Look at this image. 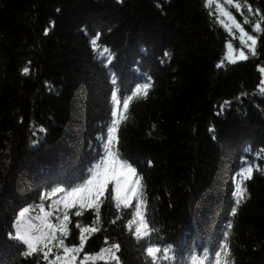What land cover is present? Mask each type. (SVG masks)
I'll list each match as a JSON object with an SVG mask.
<instances>
[{"label":"trees","instance_id":"obj_1","mask_svg":"<svg viewBox=\"0 0 264 264\" xmlns=\"http://www.w3.org/2000/svg\"><path fill=\"white\" fill-rule=\"evenodd\" d=\"M234 3L240 11L227 0H0V264H47L8 234L25 207L28 234L44 219L41 203L53 212L47 220L58 223L57 209L62 219L63 202L52 201L64 193L43 201L41 195L86 183L113 119H119L114 167L127 161L136 169L132 204L153 230L149 242L172 249V259L160 264H215L225 231L229 264H264V23L255 33V55L235 27L252 34L244 20L259 17L247 6L264 16V0ZM240 50L248 59H236ZM137 86L127 110L121 105L112 117L111 93L126 98ZM247 164L261 170L234 181ZM237 183L246 189L238 206ZM114 186L110 181L101 198L99 220L95 209L79 217L68 210L66 245L79 246L77 222L99 229L85 233L73 264L85 255L84 264H117L112 253L119 264H148L145 242L134 235L140 217L115 199ZM101 249L103 260L96 258ZM55 254L53 248L49 258Z\"/></svg>","mask_w":264,"mask_h":264},{"label":"snow or ice","instance_id":"obj_2","mask_svg":"<svg viewBox=\"0 0 264 264\" xmlns=\"http://www.w3.org/2000/svg\"><path fill=\"white\" fill-rule=\"evenodd\" d=\"M228 4H232L238 11L241 10V5L239 3H234V0H227ZM247 11L252 14L253 17H259V19L255 21L249 20L247 17L244 20L245 24L252 23V34L245 32L244 28L240 26L239 23L235 24V27L241 33L239 39L242 42L244 48L252 54H256L255 46L257 44V38L255 33L261 30V23H264V16L261 15L259 10H253L251 6H247ZM228 15V13H225ZM234 20V18H233ZM48 34V29H45V35ZM246 37V40H245ZM99 39V33H97L96 37H94L90 43L95 51L98 47L97 41ZM250 42V43H248ZM231 43L228 44V48L231 49ZM104 51H108L104 49ZM167 55V53H165ZM226 59H228L226 57ZM236 59L246 60L248 56L245 54L244 50L239 51V55ZM230 62H235V60H230ZM30 63V62H29ZM107 63H111V58L107 60ZM224 66V60H222L217 67ZM264 72V68L261 69ZM29 72V68L25 67L22 69V74L26 75ZM113 84L116 83L115 80L112 81ZM261 84H264V80L261 81ZM144 95H147V89L151 87L150 83H145L143 86ZM141 87L137 86L135 92L132 95L127 96L126 98L121 95V97L117 98L116 91L111 93L112 100L115 101L116 108H113L110 111V115L112 117H117L118 108L122 105L124 110H127L129 106V102L132 97L140 93ZM223 109V106H221ZM120 119H123L121 116ZM119 124V119H113L110 121V125L107 126V132L103 139H106L107 143L102 145L104 149V153L101 155L100 163L95 165L94 168H89L88 170V178L86 183L79 187H71L70 191H65L64 188L57 187L52 192L48 194H42L41 200H51V197L56 195V193H64L59 199L52 201V204L59 205L63 202L64 211L62 214V219L59 214V209H57L56 220L58 223L53 224L51 221L47 220V217L53 215L52 211L45 212L44 204L41 203L37 205L40 212L44 213V219L40 225H32V228L35 230V234H28L23 231L24 225L21 223V219L25 217V214L29 212V208L25 207L18 213V218L15 221L14 227L16 228V232L13 235L9 233L8 236L10 239L14 241H18L23 245L27 246L26 255L31 256L33 253H42L43 260L47 261V264H57V262L65 261L67 264H73L77 260V254L83 251L85 242L87 237L85 233H93L99 231L96 227H81L80 223L77 222L75 227L79 229V246H68L65 244V240L70 235V229L68 224L70 221L69 209H77L73 215L79 217L83 215V210L85 209H95L96 210V219L99 220V205L102 202L101 198L104 197L105 192L108 191V185L110 181H115L114 192L115 199L120 202L122 200L125 207L135 208V215L140 217L141 223L138 227H136L134 235L140 241L145 242V253L146 256L150 258L148 264H160L161 261H168L172 259L170 253L172 252L171 247H158L153 243H150L152 229L149 227L147 220L141 216L139 207L132 204V199L136 195L137 188L131 185H139L140 178L137 177L136 169L132 167L131 164L127 163V161H123L120 163L119 169L114 167L118 161L114 159V156L118 154H114L111 151V145L113 140H117L118 138L114 136L116 133ZM209 131H214L213 129H209ZM215 138V137H213ZM260 171L259 166L247 164L244 168L240 170L237 174L233 176V180L235 181L238 177L240 179H251L253 175V171ZM131 177H137L134 181H130ZM123 179V184L121 180ZM246 192L245 188L241 187V184L237 183L233 195L237 197L234 203L235 205H239L241 201L245 198L244 193ZM125 193H130V195H126ZM110 194V193H109ZM52 204H49V208L51 209ZM119 207V203L117 205ZM35 211V209H33ZM236 208L233 207L232 213L235 214ZM34 219L41 220L40 216H35ZM31 222V221H29ZM115 223V221H113ZM132 221L129 222V230L131 231ZM228 228H231V223L228 224ZM143 229V230H142ZM59 233V235H57ZM227 231L224 233V241L217 246V249L212 254V258L215 260V264H221V256L223 254V264H229L230 250L227 247ZM107 243V241H106ZM49 245H52L51 247ZM53 248L57 249V254L54 255L52 259H50V254L53 253ZM63 250V254H59V250ZM111 249H115L116 252L120 250V245L113 243L111 245ZM111 249H107V251H111ZM106 249H101L100 253L96 254V258L101 260L104 259L103 253ZM89 256L85 255L83 259L80 260V264H84V261L88 260ZM111 259L117 261L119 264V258L112 253ZM207 259V257H205ZM203 264V262H201Z\"/></svg>","mask_w":264,"mask_h":264},{"label":"rangeland","instance_id":"obj_3","mask_svg":"<svg viewBox=\"0 0 264 264\" xmlns=\"http://www.w3.org/2000/svg\"><path fill=\"white\" fill-rule=\"evenodd\" d=\"M217 8H218V10L229 20V22L230 23H234L233 21H232V19H231V17H230V15H229V12L224 8H222L220 5H217ZM225 13H228V15H225ZM117 169H119V168H117ZM130 181H131V178H130ZM113 183H114V185H115V181H112ZM121 183L123 184V179L121 180ZM130 186H132L131 184H130ZM126 194V193H125Z\"/></svg>","mask_w":264,"mask_h":264}]
</instances>
